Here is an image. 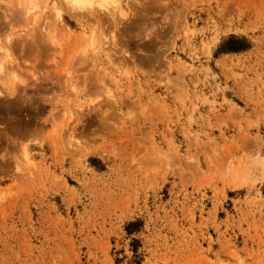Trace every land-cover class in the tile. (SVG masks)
I'll return each mask as SVG.
<instances>
[{
	"label": "rangeland",
	"instance_id": "obj_1",
	"mask_svg": "<svg viewBox=\"0 0 264 264\" xmlns=\"http://www.w3.org/2000/svg\"><path fill=\"white\" fill-rule=\"evenodd\" d=\"M40 1L0 0V264H264V0H117L151 44Z\"/></svg>",
	"mask_w": 264,
	"mask_h": 264
},
{
	"label": "bare ground",
	"instance_id": "obj_2",
	"mask_svg": "<svg viewBox=\"0 0 264 264\" xmlns=\"http://www.w3.org/2000/svg\"><path fill=\"white\" fill-rule=\"evenodd\" d=\"M12 1H16V4L20 7L19 9H20V14H21V17H22V19H21V23H22V25L24 24V18H26L27 17V15H29L30 14V16H31V13L32 12H34L37 8H38V6L36 5V3H37V0H12ZM49 1H51V0H42V2H43V6H44V8L46 7V4L49 2ZM53 1V0H52ZM41 2V1H40ZM41 2V3H42ZM54 2V1H53ZM58 3L56 4H53L52 6H51V8H52V15L54 16V17H52V18H54L53 20H54V22H56L57 23V27L59 26V25H61L62 26V28L64 29L63 30V34H66V32L67 33H70V31H71V29H69L68 27H66L62 22V13H67L68 14V16H70L71 18H74V19H79L81 16L83 17V16H86V15H89V14H92V13H94V12H102V13H105V15H107V16H111V14H113V15H115L116 16V14H118L119 15V17L121 18V19H125L126 20V22L128 21V19H127V17H126V13H124V12H122V11H120L119 13H117L116 12V8H117V6H116V4L118 3L117 2V0H58L57 1ZM50 6V5H49ZM42 9V6H40L39 7V9ZM48 8V7H47ZM50 8V9H51ZM46 10V9H45ZM18 12H19V10H17ZM42 12H43V10H41ZM44 13V12H43ZM33 14V13H32ZM36 15H38V14H36ZM39 15H40V12H39ZM66 15V14H65ZM12 16V15H11ZM24 17V18H23ZM81 17V18H82ZM37 18H40V16H37ZM112 18V17H111ZM32 20V19H31ZM40 20V19H39ZM35 21H36V17H35V20L33 21V25H34V27H35V24L38 22V21H36V23H35ZM130 21V20H129ZM128 21V22H129ZM9 22V21H8ZM10 23V22H9ZM27 23V22H26ZM25 23V24H26ZM35 23V24H34ZM32 24H31V26H32ZM37 25V24H36ZM54 25H55V23H54ZM127 25L128 26H130V30H129V34H134V35H136V37H134L133 36V38L134 39H137V36L138 37H142L141 39H143V40H147L148 42H150L149 44H151V37H156V35L158 34V31H160V30H158L157 31V23L155 22V20L154 21H148L146 18L145 19H141V21H135L134 19H132L131 20V22H129V23H127ZM4 26H5V24H4ZM8 26H9V24H8ZM25 27H26V25H24ZM22 27V28H25V27ZM30 28H31V26H30V24L28 25ZM27 26V27H28ZM42 26V25H41ZM6 27V26H5ZM42 28V27H41ZM33 29V28H32ZM162 32V31H161ZM85 34H83L82 35V39H81V41H82V44L84 45L83 46V51H82V54H81V56H80V58L81 59H85V58H87V55L90 53V52H92L93 54H103V55H105V52H106V49L103 47L105 44H103V46L101 47V46H98L99 45V43L97 42V40H96V37H95V35H94V33H91V35L90 36H87V35H85V36H87V37H85L84 36ZM162 35H163V32H162ZM161 35V36H162ZM139 39V38H138ZM140 39V40H141ZM158 40L156 41V42H158L160 39H161V37L160 38H157ZM9 41V40H8ZM134 41V40H133ZM42 42H44V41H42ZM155 42V41H154ZM154 42H153V44H154ZM137 43V42H136ZM138 44V43H137ZM143 47V46H142ZM209 49V48H208ZM206 51V50H205ZM4 52V51H3ZM5 53V52H4ZM3 58H4V60H3ZM3 58L1 57L0 58V82H3V83H6V85H7V83H8V85H7V89H8V93H9V96H13L14 95V93H15V88H16V86L15 85H17L18 83H20V80L15 76V74H14V72L13 73H11V72H7L6 71V73H11V74H6L5 73V70H7L6 69V65H5V57H4V55H3ZM6 67H5V66ZM15 72H16V70H15ZM4 85V84H3ZM23 91V90H22ZM6 92V93H7ZM24 92V91H23ZM1 92H0V97H1ZM24 96H26V95H23V97H21V102L23 103V104H25V103H27L26 102V100H24ZM15 97H17V96H15ZM30 97H31V95H30ZM29 96L27 97V99H29L30 98ZM32 98H34L33 96H32ZM13 100H14V98H12ZM26 99V98H25ZM31 99V98H30ZM30 99H29V101H30ZM23 100V101H22ZM32 100L33 99H31V103L29 102V104H32L33 105V102H34V100H33V102H32ZM17 102V101H16ZM19 102V101H18ZM21 103V104H22ZM18 104V103H17ZM22 104V105H23ZM28 104V105H29ZM12 105V104H11ZM10 105V106H11ZM27 105V104H26ZM18 106H20V103H19V105ZM14 107V106H13ZM16 107V106H15ZM24 107V106H23ZM11 108V107H10ZM9 108V109H10ZM25 108H26V106H25ZM28 109V108H27ZM5 110V109H4ZM6 110H7V108H6ZM11 110V109H10ZM10 110H8V111H10ZM13 110V109H12ZM26 110V109H25ZM6 113H8V112H6ZM24 113V112H23ZM22 113V114H23ZM24 115V114H23ZM29 115V114H28ZM15 117H13V119H14ZM23 118V117H22ZM13 119H12V123H13ZM16 119H18V118H16ZM19 120V119H18ZM23 121V120H22ZM15 122H16V120H15ZM17 124H18V122H16ZM72 131H73V128L71 129V132L70 133H68L69 134V137H70V139H71V135L73 134L72 133ZM69 145H71V142H69ZM76 145V144H75ZM87 149V148H86ZM85 149V151H87ZM21 156H22V160H24V162H25V164L26 165H28V166H33L34 164H33V161L30 159V157H29V153H28V151H27V146H25V145H23L22 147H21Z\"/></svg>",
	"mask_w": 264,
	"mask_h": 264
}]
</instances>
